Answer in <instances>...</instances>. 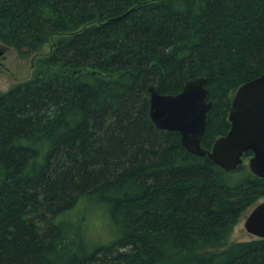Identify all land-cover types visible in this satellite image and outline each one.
I'll use <instances>...</instances> for the list:
<instances>
[{
    "label": "trees",
    "instance_id": "16d2710c",
    "mask_svg": "<svg viewBox=\"0 0 264 264\" xmlns=\"http://www.w3.org/2000/svg\"><path fill=\"white\" fill-rule=\"evenodd\" d=\"M54 37L0 92V264H264V239L229 244L264 179L189 153L148 93L202 77L210 150L264 74V0H0L3 46L23 58ZM84 199L106 210V243L66 218Z\"/></svg>",
    "mask_w": 264,
    "mask_h": 264
},
{
    "label": "water",
    "instance_id": "95a60500",
    "mask_svg": "<svg viewBox=\"0 0 264 264\" xmlns=\"http://www.w3.org/2000/svg\"><path fill=\"white\" fill-rule=\"evenodd\" d=\"M3 51L0 50V57ZM149 116L162 131L180 135L182 146L191 154L207 156L225 172L234 171L248 158L249 171L264 179V74L242 84L233 94L226 135L215 140L210 150L201 147L206 128V116L212 102L202 77L190 80L177 94H160L148 88ZM245 230L264 239V200L256 204L244 221Z\"/></svg>",
    "mask_w": 264,
    "mask_h": 264
},
{
    "label": "rangeland",
    "instance_id": "374dc122",
    "mask_svg": "<svg viewBox=\"0 0 264 264\" xmlns=\"http://www.w3.org/2000/svg\"><path fill=\"white\" fill-rule=\"evenodd\" d=\"M56 39L57 37H54L36 54L23 58L14 49L5 47L0 43V50H3V54L0 57V92H5L13 85L32 78L33 72L41 67L42 59L50 53L51 45ZM244 162L248 167V158ZM252 208H249L241 215L230 236L229 244L249 242L257 239L244 228V221ZM66 218L72 225H76L84 218V233L85 238L89 239V243L101 244L111 239L112 229L106 210L103 207L90 204L86 199L82 200L73 211L69 212Z\"/></svg>",
    "mask_w": 264,
    "mask_h": 264
}]
</instances>
